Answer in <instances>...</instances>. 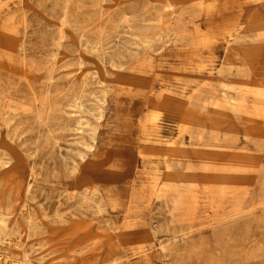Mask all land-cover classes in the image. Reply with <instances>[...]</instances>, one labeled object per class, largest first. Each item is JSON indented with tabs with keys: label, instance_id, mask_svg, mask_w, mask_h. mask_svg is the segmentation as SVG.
<instances>
[{
	"label": "rangeland",
	"instance_id": "1",
	"mask_svg": "<svg viewBox=\"0 0 264 264\" xmlns=\"http://www.w3.org/2000/svg\"><path fill=\"white\" fill-rule=\"evenodd\" d=\"M167 1L0 0V264H264V0Z\"/></svg>",
	"mask_w": 264,
	"mask_h": 264
},
{
	"label": "bare ground",
	"instance_id": "2",
	"mask_svg": "<svg viewBox=\"0 0 264 264\" xmlns=\"http://www.w3.org/2000/svg\"><path fill=\"white\" fill-rule=\"evenodd\" d=\"M165 7L166 8H169V7H171V1L170 0H168L167 2H166V4H165ZM173 67V66H172ZM162 73V72H161ZM164 81V80H163ZM164 83V82H163ZM128 123V122H127ZM144 178V177H143Z\"/></svg>",
	"mask_w": 264,
	"mask_h": 264
}]
</instances>
